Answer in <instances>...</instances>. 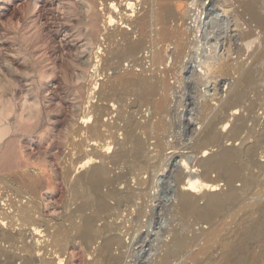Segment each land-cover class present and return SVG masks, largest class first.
I'll use <instances>...</instances> for the list:
<instances>
[{"label":"rangeland","instance_id":"rangeland-1","mask_svg":"<svg viewBox=\"0 0 264 264\" xmlns=\"http://www.w3.org/2000/svg\"><path fill=\"white\" fill-rule=\"evenodd\" d=\"M89 1L95 5L92 10L83 0H0V143L3 151L20 157L12 169H1L0 158V189L6 188L13 199L16 192L44 186L39 205L55 230L62 227L57 238L87 230L97 243L114 236L121 244L112 246L111 255L122 256L121 264H153L175 231L179 237L185 234L184 242L171 250L168 264H264V143L256 145L264 131V77H257L264 76V58L251 76H237L264 49V22L246 8L252 5L263 19L264 0H134L139 5L128 13L130 19L146 14L150 22L133 39L144 36L146 41L134 58L140 59L136 67L124 60L114 72L103 64L108 34L117 26L127 32L130 28L121 22L107 26L112 5ZM160 7L172 11L164 29L154 22L165 17ZM214 11L228 25L223 38L210 36L204 45L197 21L206 22ZM232 31L239 39L229 45ZM163 36L168 39L161 43ZM211 46L217 48L213 54ZM199 49L210 60L193 59ZM226 62L245 65L233 74L220 68ZM122 73L149 77L147 84L155 91L123 82L111 87ZM222 102L240 103L234 107L239 110L219 112ZM215 115L220 120L205 133ZM235 125H242L237 134ZM113 139L117 145L111 147L124 154L111 162V152L103 154L101 148ZM230 148L241 151L228 163L215 168L205 164L209 154ZM84 155L95 159L91 167L105 170L103 183L74 181L82 173L76 160ZM181 161L188 173L222 177L214 193L223 197L221 204L206 205L195 193V210L180 208L172 191L178 173L185 174ZM87 201L92 204L82 205ZM17 247L4 252L10 257L22 254Z\"/></svg>","mask_w":264,"mask_h":264},{"label":"bare ground","instance_id":"bare-ground-1","mask_svg":"<svg viewBox=\"0 0 264 264\" xmlns=\"http://www.w3.org/2000/svg\"><path fill=\"white\" fill-rule=\"evenodd\" d=\"M83 1L84 2H87L88 9L92 10L94 8V7H92V6H95V5H93V2H91L89 0H83ZM133 1L134 0H103L104 3H109V4L112 5V7L110 9L107 10V8H106L107 13H108V24H109L107 26L113 27V26H115L116 23L118 24L119 22H121L120 25H123L124 24V26H125L126 29L127 28H130V31L128 30L129 32H127V31L119 30L118 29L119 26H117L116 28H113V30L111 31V33L108 34L109 36L107 35L109 37L108 38L109 39L108 40L109 41V48L106 47L107 50L105 51V57L103 59V64H104V66L107 69L113 70V72L116 71L119 68V66H120L119 64L122 61H124V60H130L129 62H132L133 67H136L137 62L139 63L140 59L138 61V60H136L134 58H135L136 54L142 49V47H143V45H144V43L146 41V39H145L144 36H142L140 38L137 37V39H135V40L133 39V36L135 34H137L138 32H141L142 33L145 30V28L147 27L148 22H150V21H148V18H147L148 15H146V14H144L142 17H138V18H135L133 20L130 19L131 18V15H129L128 13H133L135 11V6H138L139 5V4L133 3ZM142 1L145 2V0H142ZM162 1H164V0H162ZM171 1L172 0H170V2ZM226 2L230 3L229 0L226 1ZM154 3H156V2H154ZM241 5H242V3H241ZM231 6H233V5H231ZM233 7H235V5ZM168 8L162 7L160 10H161V13L162 12H165V17H163V18H160L159 17L160 18L159 20H155L154 21V22L158 21V23L161 25V27L163 29L168 25L167 23H168L171 15H172L171 9L168 10ZM242 8H243V6H242ZM246 8L251 12V14H252L253 17H256L257 19H259V22L260 21L261 22H264V20H263L264 17H263V19L262 18H259V16H261V15H258L253 10V6L252 5L247 4ZM237 9H239V8H237ZM175 10H176V8H175ZM229 11H230V9H229ZM245 11H246V9H245ZM245 11H242L240 13L241 14H244L243 12H245ZM210 14H212L213 16L209 17L206 22L199 23L201 21H197V24L199 25V27L197 25V28L201 29V31H202L201 32V38L200 39H201V42L204 45L207 44V41H208V39H209L210 36H214L216 38V40L217 39H220V38H223V36L225 34V29L227 28V25H228L227 24V20L224 19L225 17L223 18L222 16H220L219 11H214L213 13H210ZM241 14H239V15L241 16ZM237 15H238V12H237ZM262 16H263V14H262ZM195 17H197V16H195ZM237 17L238 16H233V18H235V19ZM235 19L234 20L232 19L233 22L235 21ZM169 26H170V24H169ZM239 28H241V27H239ZM239 28H235V29L239 30ZM242 29H244V28H242ZM160 30L162 31V29H160ZM163 31H167V30H163ZM232 32H234V31H232ZM165 33L167 34V32H164V34ZM236 34H237V32H236ZM162 35H160V36H162ZM230 35L231 36L229 38H227V41H228L229 45L233 41H236V40L238 41V39H239V37L235 35V32H234L233 35L232 34H230ZM156 36H157V34H156ZM171 36L173 37V34ZM254 36H255V34H254ZM248 38H249V35L248 34L247 35L245 34L244 41H246V46L247 47H250V44L249 43H250L251 40H249ZM167 39H168L167 36H165V37L163 36L162 39L160 38L161 41L162 40L164 41V40H167ZM163 41L161 43H163ZM244 45H245V43L243 44V46ZM237 48H238V46H237ZM215 50H217V48H215L214 46L213 47L211 46V50L209 51L210 54L215 53ZM228 52L229 53H234L231 47H229ZM235 52L236 53H239L241 51L238 49ZM181 53H182V50H179L178 51V56H180ZM251 55H253V54H251ZM251 55L250 56H247V57H251ZM192 57H193V59L200 58V59H204V60L205 59L206 60L207 59L210 60V58H208V56H207V51L204 50V49L197 50V52L195 54H192ZM263 58H264V49L257 53L255 59L254 60L252 59L253 60V63L250 64L247 67V69L245 70V72L243 74H237V72H239V69H243L244 68V65L245 64H242V63H237V62H235V63H233V62L228 63V62H226V63H223L222 66L220 65V68L221 67L228 68L229 71H233V74H237V76H239V79L246 78V77L251 76L254 73V71L256 72V70H254V67L255 66H258V64H260V62L262 61ZM130 65H131V63H130ZM262 69H264V68H262ZM263 73H264V71H263ZM259 75H260V73H259ZM257 77H264V76H257ZM147 78H149V77H147ZM147 78L145 76H143V75H138V74L135 75V74H132V73H124L123 76H122V78H117L118 83H116V82H115L116 84L111 83V85L113 84L111 87L114 86V88H115L116 85L119 84V82H121V83L123 82V83H126L127 85H132V86L141 85V86L144 87L146 85V87H149V90L150 91H153L155 89V86L148 85L147 84V82H148ZM213 79H214V77H213ZM215 79H218V78H215ZM252 80L254 81L255 79H252ZM258 80H260V78ZM154 82H156V81H154ZM132 86H130V87H132ZM249 86H253V84H250ZM114 88H112V89H114ZM152 88H153V90H152ZM112 89H110V90H112ZM141 90H143V89H141ZM147 92H148V90H147ZM147 92H144V93L146 94ZM150 93H152V92H150ZM145 96H149V94L148 95L146 94ZM218 101H220V100H218ZM237 104H240V103H236V104L233 103L231 105L228 102H222V104L220 105V108H218L219 110L218 109L217 110L219 112H221V111H223L225 109H228V108L232 107L233 108V113L236 114L239 109H234V107L236 106L238 108L239 105H237ZM124 105L125 104H123V107H124ZM157 106H159V105H157ZM120 108H122V107H120ZM113 112H115V111H113ZM221 115H224V114H221ZM119 116H120V114H119ZM89 120H90V117L88 118V121ZM215 120L216 121L217 120H220V119H218V115L216 117H214V119H212L207 124V127H205V131H204L205 133H209V132H211L213 130V127H214V124H215ZM127 125H125V126H127ZM130 125H133V124H131V122H130ZM6 127H8V126H6ZM241 128H242V125H239V126H236L235 125V126H232V131L234 133H236ZM129 134H127L126 136L129 137L130 136ZM110 136H111V138H113L112 134ZM130 137H132V135ZM129 141H131V140H129ZM125 142H127V141H125ZM125 142H124V144H125ZM133 142H135V141H133ZM262 143H264V131L257 138V143H256V145L258 144L257 147L258 146H261L262 147V145H263ZM111 144L117 145V143L115 142V139H113L111 142L106 143V144H104L102 146V148H101L102 149V153L103 154H108V153L111 152V155L109 156V160L110 161L111 160H113V161L114 160H117L118 161V159H122V156L124 154V151H120V150L118 151V150L113 149L111 147ZM1 145L2 144L0 143V153H1L0 154V156H1L0 158H1V161L4 162V164H5V165L4 164H1L2 165L1 169H3V167H5L7 169L16 168V166L19 164L18 160L20 159V157L17 160V158L14 157V155H13V153H14L13 151H9V152L3 151V148H2ZM121 145H123V144H121ZM125 145H123V146H125ZM137 148H138V146H137ZM112 149H113V151H111ZM240 151H241L240 149H233V148L224 149V150H218V152L216 154H214V153H213V155H210L209 154L208 158H206V160L204 162H205V164L207 163V165H209V167L210 166L211 167H214V166H217L218 167V165H220V164H223V163H226V162L228 163ZM262 151L264 152V148L263 147H262ZM87 158H89V157L86 156V155H84V156L79 157L76 160L78 172H81L82 171V173H80V175H78L77 177L75 176L74 181L76 183H78V182H81L83 179L87 178L89 181L92 182V185L94 183H96L98 185L100 183H103L104 182L103 176H104L105 170L102 167H91V162H90L91 159L89 160ZM103 159H105V158L103 157ZM157 159H159V158H157ZM154 160H156V159H154ZM113 161H111V162H113ZM22 164H24V163H22ZM133 164H134V162H133ZM181 164L184 167L185 174H183V173H180L179 174L177 172L178 175L176 176V179H175L176 189H174L172 191V193L174 195H176L175 197H177L178 205L180 206V208L184 209V212H186L185 211L186 209H190V208H192L194 206V210H195V205H194L195 204V200H196L195 197H197V196H194L195 193L201 194V197L203 199H205L206 202H207L206 205H209V206H211V205H217L218 206L219 204H221V202L223 201L222 200L223 197L221 196V194H214L216 191L219 190L220 181H218L216 179H207V178H205V175L204 174H203V176H200V175H197V174L188 173V165H186V162L185 161H181ZM201 164H202V162H201ZM255 164H256V166L260 167L259 162H255ZM24 165H26V163ZM24 165H23V168L25 167ZM154 165H152V166H154ZM207 165H204V166H207ZM133 167H135V166H133ZM174 168H176V167H174ZM78 172H77V174H78ZM136 172H138V171H136ZM229 172H231V171H229ZM234 172H235V170H234ZM68 173H71V172L68 171ZM20 174H21V172H20ZM16 175H17V172H16ZM15 179L16 178H14V180ZM22 179L25 180L24 178H22ZM14 180H13V182H14ZM72 184H73V182H72ZM43 187L41 185H39V186H36V187L30 189V191H28V192H16V195L14 194L15 196H14L13 199H11L8 196L9 194L7 195V192L8 191L6 190V188L2 187L0 189L1 190V192H0V264H121V262H122V256H118L117 255V257H115V256H112L111 255V250H112L111 248H112V246L114 244H118V245L121 244V241L115 239L114 236H113V238H109L107 236L106 238L102 239L101 242L98 241L99 243H97L96 238H94L90 234V231L87 230V231H84V232L79 233L78 235H75L73 238H70L69 236L66 237L65 234H64V236L66 237V239H64V236H63L62 237L63 240L62 239H61L62 241L59 240L58 239L59 237L57 238V235L59 233H61L62 227H59L58 229L55 230V227L51 223L52 220L51 219H46L45 216H44V214H43V209L45 210V208H41V206L39 205V200H41L42 197H43V195H42ZM44 190H45V188H44ZM3 191H5V192H3ZM24 199H26V202L25 203H23V200ZM45 199H46V197H45ZM197 199H199V198H197ZM101 200H102V198H101ZM100 203H103V202H100ZM90 204H92V203L89 202V201H87V202H85L82 205H85V206L87 205L88 206ZM5 207H6V209H5ZM17 221H21V222H19L21 224L17 225V223H18ZM23 226L30 227V229L28 228L27 230H23L22 229ZM99 230H102V229L100 228ZM212 233H213V231H212ZM71 235L73 236V234H71ZM100 235H98V237H100ZM184 236H185V234H182V236L179 237V234L175 231L173 238L170 241H168L169 243L167 245V249L163 252L162 257H160L158 260L154 261L153 264H168V257H169V254H170L171 250L173 251V249L176 248V246H181L183 244V242H184L183 237ZM169 237H170V235H169ZM77 240H79L78 243H76ZM6 245H7V247H6ZM18 245H19V247H17ZM72 245H74L75 247L72 248V250H71ZM8 247L10 248V250H11V248L12 249H15L16 247L17 248H20V250L22 251V254H19V255L10 257L9 255H7L4 252V249L5 248L9 249ZM187 247L189 248V246H187ZM180 251L181 250H179V252ZM6 252H7V250H6ZM119 254H121V253L119 252Z\"/></svg>","mask_w":264,"mask_h":264},{"label":"water","instance_id":"water-1","mask_svg":"<svg viewBox=\"0 0 264 264\" xmlns=\"http://www.w3.org/2000/svg\"><path fill=\"white\" fill-rule=\"evenodd\" d=\"M174 167H176V165H175ZM206 176H207V177H206L207 179H216V180H218V181H222V177H219V176L212 177V173H208ZM223 181H224V180H223Z\"/></svg>","mask_w":264,"mask_h":264}]
</instances>
